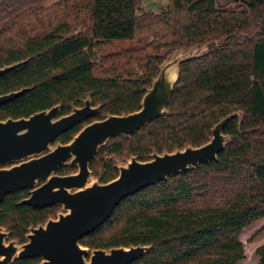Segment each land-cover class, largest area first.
Listing matches in <instances>:
<instances>
[{"label": "trees", "instance_id": "1", "mask_svg": "<svg viewBox=\"0 0 264 264\" xmlns=\"http://www.w3.org/2000/svg\"><path fill=\"white\" fill-rule=\"evenodd\" d=\"M46 1L0 0V69L26 61L0 75V96L27 89L0 106V121L28 118L58 104L60 116H66L90 97L98 113L55 143L67 144L83 126L107 115L138 111L170 53L202 45L211 50L180 64L166 114L129 138H111L98 151L89 169L100 184L117 177L115 157L146 162L153 153L202 146L218 122L242 113L240 122L233 116L224 125L222 133L231 140L215 161L124 198L80 244L90 250L150 247L131 264L242 263V233L264 220V0H248L244 12L219 10L215 0H167L159 13L144 12L142 0H89L90 24L75 34L61 22L41 23ZM146 36L165 52L146 55L140 76H114L95 63L97 46ZM76 171L62 166L57 174ZM28 196L29 190H21L0 205V227L20 244L30 227L59 211L21 204ZM263 233L264 224L247 243ZM254 255L256 264H264V244Z\"/></svg>", "mask_w": 264, "mask_h": 264}, {"label": "water", "instance_id": "2", "mask_svg": "<svg viewBox=\"0 0 264 264\" xmlns=\"http://www.w3.org/2000/svg\"><path fill=\"white\" fill-rule=\"evenodd\" d=\"M210 51L209 45H202L170 53L158 66V74L146 90L138 111L93 121L67 144L55 141L99 111V107L92 106L90 97L82 100L81 107H72L66 116H60L58 104L28 118L0 121V205L6 196L29 190L28 198L21 204L32 208L61 207L54 219L30 227L22 244L9 240L8 231L0 227V264H13L21 259H40L38 264H131L150 250L149 246L90 250L80 241L103 225L124 198L215 161L231 140L222 133L224 125L233 116L239 117L240 122L242 113L218 122L211 130L209 141L202 146L188 145L171 153H153L146 162L129 157L124 165L117 167V177L106 184L96 179L90 181L89 164L111 138H129L166 114L180 64ZM25 62L1 68L0 75ZM26 91L1 95L0 106ZM62 166H75L77 171L59 176L57 171Z\"/></svg>", "mask_w": 264, "mask_h": 264}, {"label": "rangeland", "instance_id": "3", "mask_svg": "<svg viewBox=\"0 0 264 264\" xmlns=\"http://www.w3.org/2000/svg\"><path fill=\"white\" fill-rule=\"evenodd\" d=\"M248 0H215V6L219 10L246 11ZM168 5L167 0H142L144 12L159 13ZM41 23L55 24L58 22L66 24L69 34L84 32L89 22V0H47L39 11ZM157 42L146 36L140 41H112L96 47L95 63L105 69L111 70L114 76H132L135 78L143 73L144 59L146 55L163 54L165 50H155ZM134 49L135 51L127 52ZM128 157H115L117 165H124ZM94 178L91 177L90 181ZM264 224V220L246 229L241 235L244 244L245 260L240 264H256L258 259L254 255L255 249L264 244V233L252 244L247 240L257 232Z\"/></svg>", "mask_w": 264, "mask_h": 264}, {"label": "flooded vegetation", "instance_id": "4", "mask_svg": "<svg viewBox=\"0 0 264 264\" xmlns=\"http://www.w3.org/2000/svg\"><path fill=\"white\" fill-rule=\"evenodd\" d=\"M50 207H52V206H50ZM57 207H59V206H57ZM60 212H61V207H59V211L55 213L54 217H49L48 219H50V218H53V219H54V218L56 217V215H57L58 213H60ZM48 219H47V220H48ZM47 220H46V221H47ZM46 221H45V222H46ZM41 225H42V224H41ZM39 262H40V259H39Z\"/></svg>", "mask_w": 264, "mask_h": 264}]
</instances>
